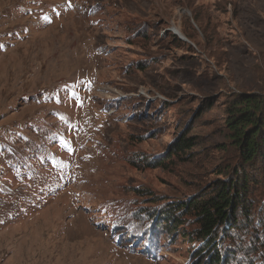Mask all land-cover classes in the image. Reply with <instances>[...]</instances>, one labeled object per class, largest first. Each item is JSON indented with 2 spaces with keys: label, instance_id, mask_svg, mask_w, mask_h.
Returning <instances> with one entry per match:
<instances>
[{
  "label": "rangeland",
  "instance_id": "obj_1",
  "mask_svg": "<svg viewBox=\"0 0 264 264\" xmlns=\"http://www.w3.org/2000/svg\"><path fill=\"white\" fill-rule=\"evenodd\" d=\"M240 93L264 95V0H0V264H264ZM233 179L214 249L192 213L166 227Z\"/></svg>",
  "mask_w": 264,
  "mask_h": 264
},
{
  "label": "trees",
  "instance_id": "obj_2",
  "mask_svg": "<svg viewBox=\"0 0 264 264\" xmlns=\"http://www.w3.org/2000/svg\"><path fill=\"white\" fill-rule=\"evenodd\" d=\"M226 125L231 133V139L238 148L245 162L254 158L264 157V95L258 93H240L234 103L227 109ZM176 149L189 148L193 138L184 136L179 138ZM244 179V178H243ZM243 179H233L228 184L216 189L215 193L203 201L191 198L188 201H174L163 208L160 214L164 217L166 227L174 223V231L178 228L176 213H192L199 228L197 235L202 238L204 250L216 247L217 230L222 225L236 223L234 216L237 206L244 204V193L247 186ZM180 211V212H179ZM247 212V211H244ZM245 214V217H248ZM201 251V252H202ZM199 252L198 254H200ZM208 264H221V255L213 250L209 252Z\"/></svg>",
  "mask_w": 264,
  "mask_h": 264
}]
</instances>
